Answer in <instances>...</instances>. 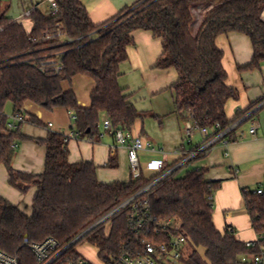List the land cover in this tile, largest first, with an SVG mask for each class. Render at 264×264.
Segmentation results:
<instances>
[{
  "label": "trees",
  "instance_id": "obj_1",
  "mask_svg": "<svg viewBox=\"0 0 264 264\" xmlns=\"http://www.w3.org/2000/svg\"><path fill=\"white\" fill-rule=\"evenodd\" d=\"M57 3V15L39 9L27 15L33 22L31 31L7 16L9 8L0 11V166L6 167L11 187L24 195L36 190L31 214L0 196V249L17 257L19 264H39L26 242L53 238L64 248L158 176L103 183L93 162L69 161L68 145L57 132H50L41 142L47 151L43 174L16 171L12 163L17 147L13 145L27 137L20 128L8 129L7 104L13 105L14 112L24 110L27 103L47 111L65 109L80 136L95 142L101 138L100 125L105 117L116 130L131 131L145 115L130 101L119 79L121 65L129 59L128 50L136 45L132 34L143 30L162 41L163 52L155 68L177 72L178 80L169 88L176 113L188 114L194 125L208 129V141L242 115L234 119L226 115V104L237 100L239 94L226 83L224 52L217 39L230 33L245 34L251 39L254 57L244 69H260L264 62V0H139L101 25L93 24L81 0ZM201 7L211 8L194 34V11ZM58 64L62 69L56 72ZM78 75L95 82L89 108L80 106L75 92L63 88ZM29 121L42 126L35 117ZM234 137L232 130L223 140L232 142ZM107 167L116 168V159ZM181 169L154 184L147 196L152 214L162 220L177 219L189 238L190 251L182 264H248L242 258L258 254L264 245V186L263 194H257V188L243 190L244 204L258 236L256 245L249 248L231 227L220 232L214 224L213 197L221 182L207 181L203 168L178 177ZM83 240L98 249L102 262L110 264L135 242L128 211L116 212L79 242ZM200 248L205 249V258ZM66 257L81 256L73 246Z\"/></svg>",
  "mask_w": 264,
  "mask_h": 264
},
{
  "label": "crops",
  "instance_id": "obj_2",
  "mask_svg": "<svg viewBox=\"0 0 264 264\" xmlns=\"http://www.w3.org/2000/svg\"><path fill=\"white\" fill-rule=\"evenodd\" d=\"M8 1H1L0 11L6 8L10 10ZM138 1L81 0L95 25L108 22ZM42 2L30 0V5L22 2L24 8L22 13L16 18L9 13L7 16L24 26V22H28L30 26L25 28L31 31L33 22L27 18V15L34 9L41 10ZM210 8L201 7L194 11L195 22L192 26L194 34ZM132 35L136 45L129 48V59L121 65L122 75L119 83L138 111L145 115L143 119L135 123L131 132L152 143L153 150L140 155L144 166L143 175L150 178L154 176V173L146 168L148 162L162 160L166 167L172 165L176 167L180 165L184 155L189 154L196 147H202L207 136L198 129H192L194 122L188 114L176 113L174 95L170 90L171 98L167 107L162 108L159 105L158 95L164 88H170L178 80L174 69L155 68L163 52L162 41L155 39L148 31L137 30ZM217 45L224 52L226 83L229 87L236 89L239 94L237 100H229L226 104V115L228 119H234L238 114L242 115L234 123L237 125L232 142L226 139L229 141L227 145H224L226 140L216 143L208 153L186 167L183 165L182 169L188 168L187 171H189L203 168L206 170L207 181L221 182L213 197V221L218 231L225 232L228 227H231L239 241L256 242L258 236L252 227L251 218L244 204L243 190L264 186V62L260 69H244L254 57L251 39L245 34L222 35L217 39ZM95 87L94 80L83 75H78L71 83L63 85L65 91L75 92L83 108L91 106V95ZM7 106L14 112L11 103ZM24 112L29 119L35 117L39 120L42 126L29 121L20 127L21 134L27 139L18 144L12 165L16 171L35 176L41 175L45 171L47 155L46 147L41 142L47 139L50 132L69 133L74 129L73 118L65 109L56 108L47 111L33 103H27ZM105 119L106 117L103 121ZM152 121L159 123V130L154 129ZM49 123H53V129L47 127ZM255 123L258 126L256 133L251 134V128ZM107 134L105 136L101 134V138L96 142L85 137L70 140L67 143L69 161L71 163L93 162L98 167V179L103 183L127 182L130 178H124L116 171H112L119 168L120 154L128 159L126 149L119 148L115 158L116 168L106 166L111 160L110 148L116 144L115 137L110 133ZM35 191L33 188L24 195L11 187L6 167L0 166L1 197L19 206L27 214H31Z\"/></svg>",
  "mask_w": 264,
  "mask_h": 264
},
{
  "label": "built area",
  "instance_id": "obj_3",
  "mask_svg": "<svg viewBox=\"0 0 264 264\" xmlns=\"http://www.w3.org/2000/svg\"><path fill=\"white\" fill-rule=\"evenodd\" d=\"M50 5L49 12L52 15H57L59 13L57 0H51ZM261 17L264 20V11ZM55 68L56 72H59L62 66L58 64ZM28 122L29 118L27 114L24 110H21L19 112H13L8 117L7 127L13 131ZM102 125L105 132L112 134L116 140V144L110 148V159L113 160L117 157L119 148L126 149L131 166V176L134 179L140 178L144 170L140 155L143 152L152 151V143L146 141L141 136L134 135L131 131L116 130L108 118L102 122ZM236 125L233 124L228 129L214 135L211 139L205 141L204 145L196 151L193 150L189 154L184 155L182 162L176 167H166V164L162 160H152L147 163L146 168L153 172L154 176H158V178L114 210L115 213L124 209L128 211V223L133 230L135 242L134 244H130L124 253L113 258L110 264H182L190 251L189 238L182 232V225L177 219L169 218L162 220L152 214L147 193L154 184L171 175L172 172L194 159L199 153H208L212 146L223 140L228 132L235 131ZM47 127L53 129L54 125L53 123H49ZM257 127L255 123L251 128V134L256 133ZM216 128H220V124H217ZM192 129L200 130L207 137L210 134L208 129H200L196 125ZM63 137L64 142L68 143L70 140L78 139L81 136L74 128L69 133L63 134ZM221 142H224V140ZM227 144H229V141L226 140L224 145ZM17 146V143L13 145L14 148ZM111 160L106 166L111 163ZM256 193L263 194V188H257ZM26 244L29 246L39 264H92L82 257L78 259L66 257V252L71 248V244L61 248L59 242L53 238L47 239L42 243L26 242ZM255 245L256 242L246 243V246L249 248ZM242 262L248 264H264V245H260V252L258 254L251 257L244 256ZM0 264H19V260L17 257L11 256L0 249ZM103 264L108 263L103 262Z\"/></svg>",
  "mask_w": 264,
  "mask_h": 264
},
{
  "label": "rangeland",
  "instance_id": "obj_4",
  "mask_svg": "<svg viewBox=\"0 0 264 264\" xmlns=\"http://www.w3.org/2000/svg\"><path fill=\"white\" fill-rule=\"evenodd\" d=\"M41 1H43L41 4V10L46 12V13L49 12L50 8H51V5H50L51 0H41ZM22 2L30 5V3H29L30 0H9L7 2V4H9L11 6L10 10L8 11L10 16L16 18V16H18L20 13L23 12L24 8L22 7ZM28 5L26 7H28ZM24 23H25V26L27 28H29L30 24L28 22H24ZM157 98L160 100L159 105L162 108L167 107V105L170 102V98H171L169 88H167V87L164 88L163 92H161ZM12 113H13L12 110L9 109L7 106L5 108L6 116L9 117L12 115ZM152 122H153L152 124H154V129L159 130V123H157V122L155 123L154 121H152ZM100 134H102L103 136H105L107 134L103 128L102 123L100 125ZM187 170H188V168L181 169L177 174L178 177H183V175L186 173ZM112 171H114V172L116 171L119 175L123 176L124 178H131V166H130L129 160L127 158H125L124 156H122L121 154L119 155V168L112 169ZM110 228H111V225L108 223L106 225V234L107 235H109V233H110ZM74 250L82 258L86 259L87 261L91 262L92 264H103L102 260L98 256V249L95 246L91 245L87 240H83V241L79 242L77 245H75ZM199 252H200L201 256L203 258H205V249L200 248Z\"/></svg>",
  "mask_w": 264,
  "mask_h": 264
},
{
  "label": "water",
  "instance_id": "obj_5",
  "mask_svg": "<svg viewBox=\"0 0 264 264\" xmlns=\"http://www.w3.org/2000/svg\"><path fill=\"white\" fill-rule=\"evenodd\" d=\"M115 212L113 211L111 214H109L108 216H106V218L102 219L100 222H98L96 225H94L92 228L88 229L86 232H84L79 238L78 240H76L75 242H73L70 247H73L75 245H77V243L84 238L92 229H94L96 226H98L99 224L103 223L105 220H107L110 216H112Z\"/></svg>",
  "mask_w": 264,
  "mask_h": 264
}]
</instances>
